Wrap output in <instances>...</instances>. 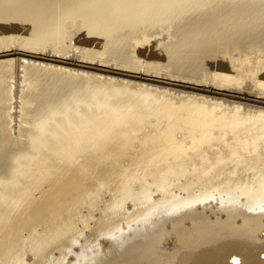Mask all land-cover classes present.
I'll use <instances>...</instances> for the list:
<instances>
[{
  "label": "bare ground",
  "instance_id": "1",
  "mask_svg": "<svg viewBox=\"0 0 264 264\" xmlns=\"http://www.w3.org/2000/svg\"><path fill=\"white\" fill-rule=\"evenodd\" d=\"M0 264H264V0H0Z\"/></svg>",
  "mask_w": 264,
  "mask_h": 264
},
{
  "label": "water",
  "instance_id": "2",
  "mask_svg": "<svg viewBox=\"0 0 264 264\" xmlns=\"http://www.w3.org/2000/svg\"><path fill=\"white\" fill-rule=\"evenodd\" d=\"M231 261H232V262H236V261H237V259H236V258H233V259H231Z\"/></svg>",
  "mask_w": 264,
  "mask_h": 264
}]
</instances>
